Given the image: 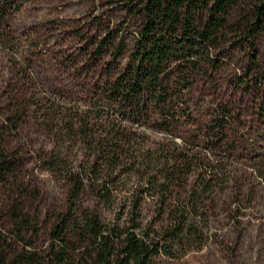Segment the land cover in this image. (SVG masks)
<instances>
[{
  "label": "rangeland",
  "instance_id": "1",
  "mask_svg": "<svg viewBox=\"0 0 264 264\" xmlns=\"http://www.w3.org/2000/svg\"><path fill=\"white\" fill-rule=\"evenodd\" d=\"M137 1L17 0L9 19L13 44H0V145L18 177L0 184V264H18L20 254L33 256V264L53 257L51 231L66 211L69 189L59 173L44 168L61 146L59 112L88 107L96 89L127 64L141 23L133 12ZM260 3L239 0L217 62L202 66L193 82V125L175 137L155 128L142 132L146 149L167 145L203 160L173 201L192 208L195 193L202 196L191 228L202 238L187 236L174 257L161 256L158 264H264V31L250 28ZM118 31L116 43L127 44L122 57L100 49ZM72 151L68 169L86 167L89 150ZM122 170L114 202L100 201L89 187L84 207L107 225L129 227L133 190L145 178ZM141 199L137 232L155 238L163 223L159 205L148 193ZM13 208L28 222L16 219Z\"/></svg>",
  "mask_w": 264,
  "mask_h": 264
},
{
  "label": "trees",
  "instance_id": "2",
  "mask_svg": "<svg viewBox=\"0 0 264 264\" xmlns=\"http://www.w3.org/2000/svg\"><path fill=\"white\" fill-rule=\"evenodd\" d=\"M238 3L138 0L134 5L141 23L127 64L115 71L112 81L96 89L88 107L70 106L59 112L61 146L44 159V168L59 173L69 189L66 211L51 231L53 257L46 264H158L161 256L174 257L175 245L189 240L187 236L202 238L201 230L191 229L200 215L202 196L195 193L192 208L188 202L180 207L173 201L180 199L175 191L186 185L193 167L203 160L167 145L146 149L142 132L155 128L175 137L183 127L193 125L191 87L202 66L217 62L215 52L227 36ZM17 4V0H0L1 45L13 44L9 19ZM250 28L264 31V0L256 6ZM118 34L111 33L100 49H112L122 57L127 44L125 39L116 43ZM81 146L89 150L91 159L80 170L68 169L67 157ZM2 149L0 145V184L18 178L15 162ZM122 169L138 171L145 178L133 190L129 227L107 225L98 213L84 207L89 187L100 201L114 202ZM211 183L202 185L210 187ZM147 193L156 198L163 220L155 238L137 232L141 198ZM13 214L18 220L23 218L17 208ZM190 219L192 225L187 224ZM18 257V264L34 263L29 254Z\"/></svg>",
  "mask_w": 264,
  "mask_h": 264
}]
</instances>
